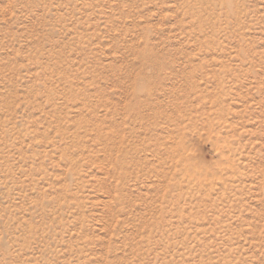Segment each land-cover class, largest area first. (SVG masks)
Wrapping results in <instances>:
<instances>
[{"label": "rangeland", "instance_id": "1", "mask_svg": "<svg viewBox=\"0 0 264 264\" xmlns=\"http://www.w3.org/2000/svg\"><path fill=\"white\" fill-rule=\"evenodd\" d=\"M0 264H264V0H0Z\"/></svg>", "mask_w": 264, "mask_h": 264}]
</instances>
